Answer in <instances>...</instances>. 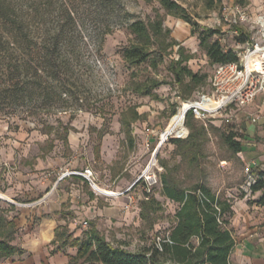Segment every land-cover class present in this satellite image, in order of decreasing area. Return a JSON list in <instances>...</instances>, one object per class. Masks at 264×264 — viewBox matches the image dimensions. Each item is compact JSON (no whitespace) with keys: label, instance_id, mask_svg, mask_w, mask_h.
<instances>
[{"label":"rangeland","instance_id":"374dc122","mask_svg":"<svg viewBox=\"0 0 264 264\" xmlns=\"http://www.w3.org/2000/svg\"><path fill=\"white\" fill-rule=\"evenodd\" d=\"M12 1L14 5H21V0ZM47 1L49 0L37 5L38 0H25L24 7L30 6L33 10L36 7L40 14L45 12ZM172 1L182 6L184 14L198 23V32L206 29L217 31L209 41L218 40L224 49L235 52L243 50L238 37H250L255 33L250 19H241L239 11L251 17L259 8H264V0ZM51 2L53 5L47 7L50 14L45 19L49 25L56 27L62 23L65 11H61V0ZM63 2L73 11L78 36L77 53L74 57L73 54H68L71 69L65 75L67 85L63 88L61 97L58 95V88H54L55 93H51L48 98L40 94L32 101L27 99L19 105L1 109L0 149L1 138L7 133L41 135L43 141L35 143L44 154L50 151V156L54 159L56 179L65 171L89 168L95 184L101 189L95 184L91 186L87 181L86 194L91 198L97 197V205L101 209L109 208L112 206V199L123 195L116 193L130 187L144 170L152 158L160 133L168 125L173 112H177L180 102L194 98L198 93L210 92V78L215 64L209 62L204 48L199 45L197 34H191L190 24L169 14L159 0ZM134 19L146 22L161 19L164 31L169 30V33L163 31L156 38L152 48H157L159 44L163 48L171 40H176L179 45L167 47L162 52L163 58L155 49L150 59L144 63H126L122 53L134 40V35L128 28V23ZM103 34L104 41L100 44ZM179 46L183 47L185 55L191 56L183 64L198 75H206L200 85L193 87L186 78L183 86H180L168 71L169 62L179 59ZM153 61L157 62L156 68L151 66ZM154 80L160 83L157 87H152ZM149 88L152 94L146 95L144 90ZM263 103L264 95L261 94L248 107L228 111L230 123H225L227 117L222 114L205 124L207 135L202 159L205 183L217 196L234 205L237 203V207L242 209L245 203L252 206L264 200V190L250 192L252 186L248 185L249 174L245 171L249 166V173L255 179L259 171L264 172V166L251 162L264 153V117L257 123L249 120V114L255 113ZM227 135L241 143V152L236 153L229 148L225 141ZM172 138L174 137L169 138L155 155L159 177L165 172L166 164L173 170L176 178L186 185L192 184L199 174L181 161ZM34 157L29 153L28 157L21 159L16 151L12 168L23 165L33 169ZM261 164L264 165V161ZM89 188L93 191H89ZM128 192L133 197L129 208L120 209L114 215H106L104 211L99 217L90 209L89 217L83 215L68 230L81 233L83 237V230L92 221L112 245L137 251L149 245L156 234L162 236L175 224L174 215L178 205L162 195L161 184L154 186L147 198L143 195L140 183L134 184ZM149 198L159 202L158 210L143 219L140 215L141 205ZM3 209L4 215L10 217L9 211L13 207L6 205ZM240 217L233 226L228 225L233 237L237 232L245 231L246 222L243 216ZM84 220L87 221L85 227L82 224ZM256 226L260 230L262 223H257ZM14 231L13 240L17 238L16 227ZM237 236L234 238L236 241ZM230 263L236 264L231 259Z\"/></svg>","mask_w":264,"mask_h":264},{"label":"trees","instance_id":"16d2710c","mask_svg":"<svg viewBox=\"0 0 264 264\" xmlns=\"http://www.w3.org/2000/svg\"><path fill=\"white\" fill-rule=\"evenodd\" d=\"M42 1L38 0L37 5ZM60 7L65 11L62 23L53 27L45 17L50 14L47 7L53 5L51 0L45 3V12L39 14L35 7L14 5L12 0H0V110L4 107L19 105L40 94L50 97L58 88L61 97L63 88L67 85L65 75L71 69L68 54L77 53V29L72 16V9L61 0ZM19 2V1H18ZM30 2V1H29ZM167 12L178 17L191 26V34H197L200 47L211 64L235 62L238 54L234 50L224 49L218 40L209 41L217 33L216 30L198 32V23L184 14V8L172 0H159ZM25 9V10H24ZM128 28L134 35V40L124 49L123 60L130 65H138L150 59L151 53L157 51L161 58L167 47L179 45L171 40L163 48L155 45V40L163 34V22L134 19L128 23ZM165 33H169L166 29ZM103 34L99 43L104 41ZM248 36L238 37V43H244ZM179 59L171 60L167 66L174 81L183 86L185 79L190 85L203 83L206 75H198L183 62L191 58L185 55L183 47L178 48ZM161 60V59H160ZM153 68L157 62L151 63ZM55 84L53 85L52 83ZM160 83L153 81L152 87ZM55 88V89H54ZM151 95V89L144 90ZM185 99L186 97L183 96ZM176 111L173 112L175 114ZM185 125L188 136L184 139L172 138L176 154L181 161L198 172V179L186 185L174 175L166 164L165 172L160 176L161 192L169 201L178 205L175 212V224L162 236L156 234L149 245L137 251H129L121 246H114L96 227L95 222H89L83 230V237H73L67 226H58L55 230L53 243H58V249L66 245L77 248L75 256L70 257L68 264H231L229 256L235 247V239L228 225L233 215L232 202L217 196L205 183L202 159L207 129L190 113L186 115ZM230 149L238 153L242 151L240 142L233 136H225ZM251 190H264V172L257 173V179ZM159 202L149 198L142 202L141 218H146L151 212L158 210ZM5 210L0 208V258L21 255L23 250L14 245V220L8 219ZM196 239V242H193Z\"/></svg>","mask_w":264,"mask_h":264},{"label":"crops","instance_id":"0c3cea01","mask_svg":"<svg viewBox=\"0 0 264 264\" xmlns=\"http://www.w3.org/2000/svg\"><path fill=\"white\" fill-rule=\"evenodd\" d=\"M1 139L0 208L6 205L13 207L9 211L10 217L7 215L8 219L14 220L17 229V238L12 243L20 247L23 253L0 258V264H68L70 257L76 255L77 248L66 245L58 249V243H53L58 226L72 229L75 220L83 215L89 217L90 209H93L96 217L104 211L106 215H114L120 209L129 208L133 202L132 195L126 192L112 199L111 207L101 209L97 205L98 198H91L86 194L87 181L83 177L69 175L56 179L54 159L50 156V151L44 154L35 143L43 141L39 134L7 133ZM22 141L26 143H19ZM16 151L21 159L28 157L29 153L35 156L33 169L23 165L12 168ZM39 151L41 155L38 154ZM262 161L264 153L251 162L264 166ZM1 165L7 167L2 168ZM89 191L93 189L89 188ZM120 205H123L122 208ZM232 209L229 224L233 226L237 219H241L240 216H243L246 223L245 231L236 234L237 241L235 240L229 260L236 264H264V200L252 206L245 203L243 209L237 207V203L232 204ZM69 220L71 221L67 222ZM257 223H262L260 230ZM69 232H72L73 237L82 238L81 233H73V230Z\"/></svg>","mask_w":264,"mask_h":264},{"label":"built area","instance_id":"2783aa9c","mask_svg":"<svg viewBox=\"0 0 264 264\" xmlns=\"http://www.w3.org/2000/svg\"><path fill=\"white\" fill-rule=\"evenodd\" d=\"M239 12L241 19H250V23L255 28V33L248 37L244 43H241L243 50L237 52L238 60L235 62L215 64L213 74L210 78V92L198 93L194 98L180 102L177 111L179 109L183 110L182 127L171 132H167L165 128L160 133L157 145L153 149L152 158L144 170L130 187L122 192L116 193V195H122L128 192L134 184L140 183L143 195L147 198L151 194L152 188L161 184L155 155L158 149L169 138L184 139L188 136L189 131L185 125V118L188 113L196 120L203 122L204 125L206 121L208 122L210 119L221 116L222 114L227 117L224 120L225 123H230L231 117L227 115L228 111L246 108L259 95H264V8H259L251 17H247L242 11ZM263 117L264 103L255 113L249 114L251 123H257ZM245 171L249 174L248 185H254L256 179L249 173V166L246 167ZM69 175L81 176L91 186L95 184L93 173L89 168L80 171H65L59 175L58 180ZM0 198L2 197L0 196ZM82 224L85 227L87 221L84 220Z\"/></svg>","mask_w":264,"mask_h":264},{"label":"bare ground","instance_id":"6f19581e","mask_svg":"<svg viewBox=\"0 0 264 264\" xmlns=\"http://www.w3.org/2000/svg\"><path fill=\"white\" fill-rule=\"evenodd\" d=\"M182 120H183V110L179 109L177 113L172 118H170L169 123L166 126L167 132L176 131L177 129L181 128Z\"/></svg>","mask_w":264,"mask_h":264}]
</instances>
